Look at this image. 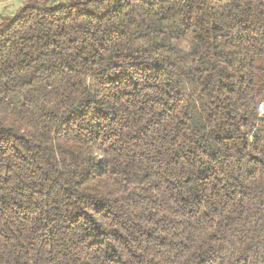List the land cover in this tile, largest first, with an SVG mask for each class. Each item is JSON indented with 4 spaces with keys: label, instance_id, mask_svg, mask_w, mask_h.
<instances>
[{
    "label": "trees",
    "instance_id": "1",
    "mask_svg": "<svg viewBox=\"0 0 264 264\" xmlns=\"http://www.w3.org/2000/svg\"><path fill=\"white\" fill-rule=\"evenodd\" d=\"M264 0H27L0 14V264H264Z\"/></svg>",
    "mask_w": 264,
    "mask_h": 264
},
{
    "label": "rangeland",
    "instance_id": "2",
    "mask_svg": "<svg viewBox=\"0 0 264 264\" xmlns=\"http://www.w3.org/2000/svg\"><path fill=\"white\" fill-rule=\"evenodd\" d=\"M42 2H58V1H67V0H40ZM26 0H0V14L2 16H12L16 13L17 9L24 3Z\"/></svg>",
    "mask_w": 264,
    "mask_h": 264
},
{
    "label": "built area",
    "instance_id": "3",
    "mask_svg": "<svg viewBox=\"0 0 264 264\" xmlns=\"http://www.w3.org/2000/svg\"><path fill=\"white\" fill-rule=\"evenodd\" d=\"M258 112L260 115L264 114V103H260L258 106Z\"/></svg>",
    "mask_w": 264,
    "mask_h": 264
},
{
    "label": "crops",
    "instance_id": "4",
    "mask_svg": "<svg viewBox=\"0 0 264 264\" xmlns=\"http://www.w3.org/2000/svg\"><path fill=\"white\" fill-rule=\"evenodd\" d=\"M26 1H27V0H26ZM24 3H25V2H24ZM24 3H23V4H24ZM23 4H22V5H23ZM22 5H21V6H22ZM21 6H20V7H21ZM20 7H19V8H20ZM19 8H18V9H19ZM18 9H17V10H18Z\"/></svg>",
    "mask_w": 264,
    "mask_h": 264
}]
</instances>
